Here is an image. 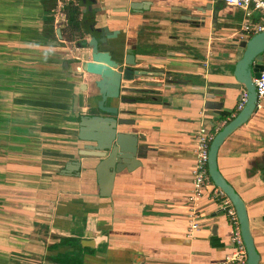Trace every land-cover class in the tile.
Instances as JSON below:
<instances>
[{
    "label": "crops",
    "instance_id": "crops-1",
    "mask_svg": "<svg viewBox=\"0 0 264 264\" xmlns=\"http://www.w3.org/2000/svg\"><path fill=\"white\" fill-rule=\"evenodd\" d=\"M142 1L150 8L131 9V2ZM216 1L81 0L82 43L67 39V15L58 0H0V264H223L233 253L234 225L212 188L195 204L187 199L201 126L216 134L240 112L246 89L228 87L237 83L230 73L237 62L235 38L246 39L244 24L258 20L255 12L221 0L215 26L214 12L195 6ZM104 25L117 35L103 50L116 59L129 50L137 67L163 69L165 78L158 88L123 81L148 88L124 91L138 99L118 105L120 118L135 120L120 128L145 136L149 152L141 166L117 173L108 197L99 193L100 158L81 154L85 142L77 138L74 96L84 107L92 89L82 90L88 74L76 75L82 65L70 62L78 55L90 59L88 40L97 33L92 27ZM261 102L224 141L218 165L247 203L264 264ZM75 161L81 168L68 172ZM193 206L200 228L188 236Z\"/></svg>",
    "mask_w": 264,
    "mask_h": 264
},
{
    "label": "water",
    "instance_id": "water-1",
    "mask_svg": "<svg viewBox=\"0 0 264 264\" xmlns=\"http://www.w3.org/2000/svg\"><path fill=\"white\" fill-rule=\"evenodd\" d=\"M221 2L217 0L216 3L211 2L205 6H195V8L199 7L203 13L207 10L213 11V23L216 26ZM143 8H150L148 1L131 2L133 11ZM184 9L186 8H183V11ZM186 13L190 14V12ZM205 19L206 17L202 18L203 21ZM92 30L99 34H91L88 40L91 49L90 59L83 62L82 70H77L76 75L83 77L85 73L88 74L93 91L85 97L84 107L80 106V97L75 95L73 111L79 127L77 138L85 142L81 154L100 158L96 167L99 193L101 196L108 197L112 195L117 173L124 170L132 171L141 166L142 159L146 158L149 152V146L142 142L145 136L120 128L123 124H133L135 120L120 118L119 105L117 107L110 104V98L118 97L122 101L135 102L137 97L122 94L121 91L145 93L148 88L124 86V80L130 82L140 80L146 86L158 88L163 85L165 78L163 69L137 67V60L129 50L118 59L114 58L109 50H103L102 44H108L109 39L117 35L116 30L111 32L107 25L93 26ZM57 33L59 39L62 40L63 35L60 28L57 29ZM59 39H54L53 43L56 46H61ZM235 45L237 62L230 73L234 75L237 83L229 84L228 87L239 88L243 85L248 92V100L240 112L215 134L209 148L208 170L214 184L225 192L236 209L247 248L246 264H259L261 256L255 244L247 203L221 172L218 165V153L224 141L258 110V95L254 79L260 77L261 70L264 68V60L260 58L264 54V31L255 33L247 39L235 38ZM78 60L72 58L70 62ZM66 63L68 64V61ZM81 88L82 90L88 89L87 83L82 82ZM151 97L153 98L154 95ZM80 168V161L69 162L66 166L68 172L78 171ZM83 243L84 246H92L91 243Z\"/></svg>",
    "mask_w": 264,
    "mask_h": 264
},
{
    "label": "built area",
    "instance_id": "built-area-1",
    "mask_svg": "<svg viewBox=\"0 0 264 264\" xmlns=\"http://www.w3.org/2000/svg\"><path fill=\"white\" fill-rule=\"evenodd\" d=\"M66 0H58V5L64 4ZM228 5L234 7L244 8L248 15L251 12H255L258 16V20H252L244 24L243 31L241 33L242 38H249L253 33L264 31V0H224ZM63 15V14H62ZM56 23L58 20L55 19ZM67 23V22H66ZM256 91L258 95L257 106H262V100L264 99V68L261 70L260 77L254 79ZM248 100V92L246 90L241 94L238 102V109L241 110ZM215 133L212 132L208 125L203 124L198 131L197 145L195 148V162L192 167V191L188 195L187 199L192 204H195L205 193V190L210 187L212 188V195L215 199L221 200L223 205L226 207L231 222L234 225V232L232 235V241L234 243V251L231 255L223 261V264H246L248 259L247 248L244 242L242 231L240 228L238 216L235 207L232 205L230 199L225 192L214 184L212 181L209 170H208V156L211 141L213 140ZM192 211V222L188 229V236H191L195 231L199 230L200 222L197 220L198 211L193 206Z\"/></svg>",
    "mask_w": 264,
    "mask_h": 264
},
{
    "label": "trees",
    "instance_id": "trees-1",
    "mask_svg": "<svg viewBox=\"0 0 264 264\" xmlns=\"http://www.w3.org/2000/svg\"><path fill=\"white\" fill-rule=\"evenodd\" d=\"M81 4V0H78L77 2L71 0L64 4V11L67 15V24L64 32L66 33V37L68 40H76L79 38L81 40L85 35L84 29L86 28V23L83 18H81V14L83 13ZM53 5L54 3H52V6L49 7L48 13H50ZM46 21L53 29L54 17L52 15H49L46 18ZM84 41L85 40H81L82 43H85ZM259 168H261L262 175L264 176V159L259 162Z\"/></svg>",
    "mask_w": 264,
    "mask_h": 264
},
{
    "label": "flooded vegetation",
    "instance_id": "flooded-vegetation-1",
    "mask_svg": "<svg viewBox=\"0 0 264 264\" xmlns=\"http://www.w3.org/2000/svg\"><path fill=\"white\" fill-rule=\"evenodd\" d=\"M78 59H80L81 57H80V55H78ZM125 84V83H124ZM87 85H88V88H91L92 89V83H91V80L89 79V77H88V80H87ZM125 86V85H124ZM92 91H93V89H92ZM122 93L124 92V91H121ZM148 94H150V93H148ZM145 99V98H144ZM110 101L112 102L111 104H113V105H116L117 107H118V103L120 102V101H122L120 98H110ZM119 101V102H118Z\"/></svg>",
    "mask_w": 264,
    "mask_h": 264
},
{
    "label": "rangeland",
    "instance_id": "rangeland-1",
    "mask_svg": "<svg viewBox=\"0 0 264 264\" xmlns=\"http://www.w3.org/2000/svg\"><path fill=\"white\" fill-rule=\"evenodd\" d=\"M80 48H81V47H80ZM77 53H78V52H77ZM80 57H81V58L78 60V61H79V63H77V64H81V65H82V64H83V62L86 60V58H87V57H86V56H83V55H81ZM82 58H83V59H85V60H84V61H82ZM86 79L88 80V75L86 76ZM48 260H50V259H48Z\"/></svg>",
    "mask_w": 264,
    "mask_h": 264
}]
</instances>
